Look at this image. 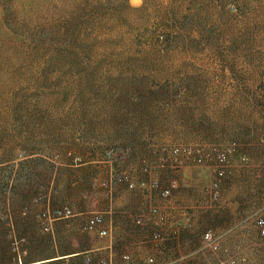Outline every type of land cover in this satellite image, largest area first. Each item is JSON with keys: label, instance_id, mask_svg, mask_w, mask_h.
Listing matches in <instances>:
<instances>
[{"label": "rangeland", "instance_id": "374dc122", "mask_svg": "<svg viewBox=\"0 0 264 264\" xmlns=\"http://www.w3.org/2000/svg\"><path fill=\"white\" fill-rule=\"evenodd\" d=\"M110 150L122 157L107 160ZM114 172L137 187L110 183ZM122 190L152 193L148 213L180 193L201 202L194 223L186 212L178 224L189 264H264L254 226L264 210V0H0V264H65L45 259L69 238L87 250L67 264H99L95 244L113 236L66 224L104 215ZM33 203L42 209L30 217ZM64 205L76 215L45 231V215ZM208 229L215 254L201 250ZM154 234L148 250L162 256Z\"/></svg>", "mask_w": 264, "mask_h": 264}, {"label": "crops", "instance_id": "0c3cea01", "mask_svg": "<svg viewBox=\"0 0 264 264\" xmlns=\"http://www.w3.org/2000/svg\"><path fill=\"white\" fill-rule=\"evenodd\" d=\"M149 179H151L150 175L137 177V180L140 181H148ZM144 192L145 191L142 190L118 191L111 202L105 203L104 205L102 204L101 207L104 209L102 226L109 229L110 235L113 236V242L109 241L107 245L106 242H101L100 245L95 244V246L100 247L98 249H100L99 253L103 256L101 257L108 259L110 264H145L144 261L148 254V256L153 255L156 260H167L165 264H189L186 258L187 254L183 255L182 253V247L185 246L186 248V246H189L188 240L183 234L186 231L181 230L182 232H180L178 224L184 217L183 214L186 212L192 215L191 218L194 223L198 219L199 214L203 212L199 210L201 202L192 195H188V199L185 200L181 196V193L180 196L173 195L170 201H159L162 208H160L161 212L165 215V222L157 225V222H155L148 213L152 193L150 194V192L147 191L145 194ZM94 195H96V193L91 194L90 197L92 198ZM37 196L40 197V199H44L41 195H36L35 198H37ZM35 198L33 200H35ZM34 205L35 206L32 205L33 207L28 210L30 217L31 213H39L42 209L39 205ZM181 207H188L189 210H180ZM70 208L73 209V207ZM84 219L85 218L78 217L66 225L71 227V229L74 227L77 228L80 223H83ZM136 219H141L143 224L140 226H138V224L136 225ZM156 227L160 229L162 235L158 248V251L161 254L163 253L162 256L150 253L147 247L150 233L153 229L155 230ZM69 231L67 232L69 233ZM68 240L72 242L68 244V247L64 248L61 252L52 254L45 260L51 263L62 261L67 264L75 259H80L79 256L82 255L83 251L87 250L85 249L87 246H83L81 242L77 244V240H70V238ZM111 244L112 246H110ZM74 246H77V248ZM149 249L151 250V248ZM126 252L129 256L128 261H124L121 258L122 254Z\"/></svg>", "mask_w": 264, "mask_h": 264}, {"label": "built area", "instance_id": "2783aa9c", "mask_svg": "<svg viewBox=\"0 0 264 264\" xmlns=\"http://www.w3.org/2000/svg\"><path fill=\"white\" fill-rule=\"evenodd\" d=\"M235 144L229 145L228 148L226 149V153L230 154L234 152ZM177 150H170L169 153L172 156L177 155ZM105 157L107 160H115L119 159L122 157V152L119 150H110L107 151L105 154ZM227 157L225 155H221L217 158L216 163L218 166V169L216 170V173L218 176H222L225 169L224 166L227 165L228 160L226 159ZM243 160H245L243 158ZM203 157L200 154H194L193 157L191 158V162L196 164V165H201L203 163ZM122 183L124 184L128 189H135L136 182L132 180V178L126 174V173H112L110 176V183ZM176 182L172 181L171 186L175 185ZM142 186H144V183H141ZM170 188H160L156 183L152 185V188L156 190L160 197L163 199L169 198L171 196V187ZM209 198L216 202L220 199V184L219 182H214L208 192ZM149 213L153 214L158 218L160 221H165V215L161 212H159L156 208H150ZM75 212L72 208L68 206H64L58 209H54L51 212H48L45 216V224H44V230L49 231L52 224L54 222L60 221V220H67L71 219L75 216ZM136 223L140 224V220H137ZM103 224V214L100 212H94L91 215L87 216L83 223H82V230L86 233H95L99 237H109L110 236V231L108 228H105L102 226ZM254 226L257 229L258 234L261 237H264V210H262L259 214H257L254 217ZM154 240H159V234H154L153 235ZM201 250H210L214 254L219 251L220 247V240L219 236L216 235L212 230L208 229L202 234V241H201ZM122 260H128L129 256L127 254H122L121 256ZM91 263V259L86 260V264ZM99 264H110V261L108 259H100ZM145 264H156L154 257L152 256H147L144 261ZM220 264H228V261H220Z\"/></svg>", "mask_w": 264, "mask_h": 264}]
</instances>
